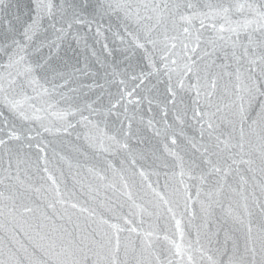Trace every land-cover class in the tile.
Returning <instances> with one entry per match:
<instances>
[{"label":"water","instance_id":"water-1","mask_svg":"<svg viewBox=\"0 0 264 264\" xmlns=\"http://www.w3.org/2000/svg\"><path fill=\"white\" fill-rule=\"evenodd\" d=\"M40 2L0 0V36H14L24 48L16 53L24 60L7 68L14 46L4 50L8 42L0 39V73L7 78L33 68L11 86L4 81L28 119L0 103V259L15 264V249L23 245L31 253L30 243L43 236L40 242L56 252L75 239L81 264L84 255L87 264H109L117 240L119 264H264L259 150L264 123L259 104L249 103L246 91L252 85L264 90L261 34H252L247 59L233 58L226 39L217 41L214 55L197 62L201 84L212 92L201 97L200 106L216 113L210 137L206 124L193 118L194 93L178 90L170 102L167 89L177 84L183 61L166 68L160 51L135 46L143 26L155 19L129 21L127 9L118 5L131 3L136 11L147 0H53L54 17L39 10ZM180 2L192 3L189 12L197 13H208L209 5L227 7L233 22L252 18L246 10L236 11L239 4L260 5V0ZM138 11L149 15L142 6ZM201 19L191 30L201 35V49L212 51L207 41L219 35L212 25L225 20L209 17L200 28ZM33 20L31 39H25L23 26ZM168 26V35H176ZM163 31L154 30V38L162 39ZM240 36L248 44L247 33ZM236 51L239 56L243 49ZM169 68L175 69L171 82ZM33 77L38 83L28 84ZM241 106L246 124L238 115ZM241 131L243 152L214 147L217 136L239 143ZM233 158L254 163L232 164ZM213 164L231 166L230 171L217 174ZM24 207L32 211L23 212Z\"/></svg>","mask_w":264,"mask_h":264},{"label":"snow or ice","instance_id":"snow-or-ice-1","mask_svg":"<svg viewBox=\"0 0 264 264\" xmlns=\"http://www.w3.org/2000/svg\"><path fill=\"white\" fill-rule=\"evenodd\" d=\"M143 7L145 12L149 13L148 16H141L138 9ZM118 7L126 8L125 18L129 21H135L138 24H142L143 20L147 19L149 21L155 19V23L151 24V26H143L142 35L138 36L134 41L135 46L140 49H145L147 45H150L152 49L156 51H160L162 53L161 60L163 62L164 67H168L169 64L180 65V61H183V64L180 65V73L178 76V82L176 85H171L168 87L167 91L172 97L170 102L174 103L178 90H187L190 93H194L193 103L196 107L193 108V118H195L196 122L205 125L208 130L209 136L211 137L212 132L215 130L217 125L213 122V117H215L216 113H210L204 111V109L200 106V100L202 96L211 97V91H205V85L201 84L200 73L197 70L199 68L198 61L201 59L210 57L215 54V51L219 47L217 41H225L226 39L231 41L233 51L231 53L232 57L240 60L247 59L249 56V47L253 43L252 34L255 32H259L261 37L264 38V0H260V5L256 6L254 3L246 2L239 4L236 9L237 12L246 10V15H250L251 19H244L243 21H231L229 18L230 9L227 7L223 8H213L209 5L210 11L208 13H197V12H189V10L193 9L194 5L192 3H187L186 6L180 2V0H147L146 3L142 5H137V10L133 11L131 3H125L123 5H118ZM38 8L41 12L49 17H54L58 9L56 5L53 3V0H41L38 4ZM199 16H203L204 19L200 21V28L205 27V20L209 17H220L225 20V23L220 24L217 27L215 24L212 25V28L219 33L216 38V41L209 40L207 44L212 46V51L202 50L201 49V35L194 34L191 30L192 22L197 19ZM18 19V18H17ZM37 22L33 20L31 23L25 24L24 28V36L25 39H31L29 33L32 31L33 26ZM169 23L171 24V30L176 31V35H168L169 32ZM255 24V27H253ZM55 27V25H53ZM160 27L164 28L162 33L163 38L159 37L154 38L153 31L158 30ZM11 32V26L9 28ZM58 31H63V29H58ZM199 32V29L196 30ZM247 33L248 36V44H243L241 41L240 33ZM224 33H228V36L225 37ZM233 35H235V39H233ZM0 39L7 40V44L4 47V50H7L8 47L14 46L13 52L9 54V63L5 66L7 68H11L16 64H19L24 60L23 56L16 55L17 52H22L24 50L20 41L15 39L14 36L4 35L0 36ZM141 40L143 42H141ZM170 41H174L175 43H170ZM261 46L264 47V39L260 41ZM162 45V47H160ZM179 46V51L177 48ZM242 48L243 51L237 56V48ZM175 57V59H173ZM260 59V71L264 74V55L259 57ZM250 65L255 64V60H248ZM175 71V69H168L169 81L171 82V73ZM255 72V68L252 69ZM33 72V68L31 66L27 67L24 73L17 72L16 76L31 74ZM16 76H13L11 72L8 73L7 78L0 73V96H2V100L0 103H6L7 107L10 111L17 112L19 116L24 119H28V117L24 114V112L19 111L20 101L16 100L14 97L10 98L11 93L7 88H5L4 81L7 79V83L9 86L13 85L16 80ZM185 77H187L188 82H185ZM193 77L195 80L193 81ZM239 79V77H237ZM38 83L35 77L28 80V84ZM211 87H216V81L213 78L211 80ZM44 91H47L45 89ZM248 93L249 103L253 100L259 104L260 112H261V122L264 123V90L261 88L252 85V87L246 89ZM255 93L256 95H253ZM259 96L261 99L257 100L256 96ZM123 98V97H122ZM219 111V109H217ZM239 118L242 124H246L245 120V109L243 106L240 107L239 110ZM207 117V120H205ZM255 123V121H254ZM204 128H201V133L203 134ZM260 161L262 164L261 172H264V127L260 129ZM15 136V133H13ZM18 138V137H17ZM216 143L214 145L215 148L219 149L220 145H224L223 150H228L229 147L235 149L239 148L240 152H243L245 144V133L241 131L240 142L237 144H231V141L228 139L221 140L220 136H217ZM4 141L0 140V144H3ZM173 143L175 141L173 140ZM195 147V145H193ZM240 152L236 153V155H240ZM206 154L209 153V149H205ZM211 163V161H208ZM248 164L252 165L254 163L253 159L248 160H239L237 161L235 158L232 159V164ZM231 166H226L225 168L218 167L213 164L211 171L220 174L222 171L224 175H227L230 171ZM3 198V193H0V199ZM75 207V205H73ZM262 210H264V206H261ZM16 211L15 207L10 209V212ZM32 209L28 207L23 208V212H31ZM2 214V212H0ZM177 225H179V221H177ZM2 227V225H0ZM111 227L116 228V225H112ZM135 231V229H132ZM249 232H251V228H249ZM71 235V234H69ZM45 238L43 236L39 237V240L35 243H30V247L32 249L31 253L28 252V247H24L21 245L20 248H16L13 255L15 256V264H52L53 258H56V264H81L80 260H76L75 257L81 251V244L77 242L75 239L67 242H63L60 247V251L56 252L53 245H48L47 247L41 243ZM119 240H117V249L110 250L108 253L109 264H119L117 258ZM90 250V249H89ZM21 251L23 254H21ZM177 251L180 249L177 247ZM63 257V259H61ZM71 258V259H69ZM211 260V257H209ZM89 257L87 255L83 256V264H87ZM0 264H5L3 259H0Z\"/></svg>","mask_w":264,"mask_h":264}]
</instances>
